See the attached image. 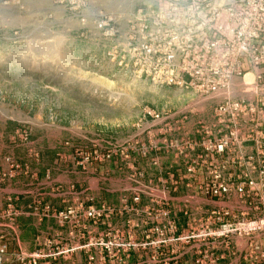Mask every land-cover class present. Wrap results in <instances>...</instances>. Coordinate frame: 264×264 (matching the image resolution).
Listing matches in <instances>:
<instances>
[{
  "label": "rangeland",
  "instance_id": "rangeland-1",
  "mask_svg": "<svg viewBox=\"0 0 264 264\" xmlns=\"http://www.w3.org/2000/svg\"><path fill=\"white\" fill-rule=\"evenodd\" d=\"M136 5L125 0L117 6L105 0H0L2 264H130L144 249L150 250L153 264L159 246L154 225L143 237L135 226L124 232L105 224L97 234L88 231L87 220L105 221L116 210L102 194L96 206L90 188L126 187L134 204L144 198L154 205L159 126L146 127L142 110L173 115L168 121L176 125L213 121V113L192 92L138 80L107 58L109 36L104 31L97 35L98 14L107 12L103 14L111 17L109 26L117 27L118 38L125 30L126 10ZM82 189L83 195H74ZM60 190L72 193L64 195L71 199L68 205L36 211L35 221L44 216L59 226L78 221L87 236L81 241L50 237L36 223L35 242L33 227L20 235L17 223L26 212L15 205L17 200ZM89 210L99 214L97 221L86 218ZM60 212L70 214L61 219Z\"/></svg>",
  "mask_w": 264,
  "mask_h": 264
},
{
  "label": "built area",
  "instance_id": "built-area-1",
  "mask_svg": "<svg viewBox=\"0 0 264 264\" xmlns=\"http://www.w3.org/2000/svg\"><path fill=\"white\" fill-rule=\"evenodd\" d=\"M123 1L105 0L116 6ZM125 1L137 5L126 10L120 37L114 38L117 27L109 26L111 17L103 14L107 12H100L95 23L97 35L104 31L109 36L107 58L138 80L190 91L197 101L213 102V121L196 123L201 129L198 140L184 132L180 141L168 145L186 160L188 174L202 173L201 194L249 202V210L215 209L199 231L192 227L175 239L248 238L256 264L264 263V250L256 239L264 237V0ZM142 116L146 127L159 126L160 135L177 129V123L168 121L173 115L144 108ZM195 148L203 151L198 159L188 154ZM68 214L60 212L58 217L66 219ZM160 214L166 217L168 212ZM98 216L93 210L86 213L87 219L97 221ZM153 231L162 246L175 226H154ZM5 250L0 238V264Z\"/></svg>",
  "mask_w": 264,
  "mask_h": 264
},
{
  "label": "crops",
  "instance_id": "crops-1",
  "mask_svg": "<svg viewBox=\"0 0 264 264\" xmlns=\"http://www.w3.org/2000/svg\"><path fill=\"white\" fill-rule=\"evenodd\" d=\"M202 104L211 109L213 107V102H202ZM171 119H175V116H172ZM174 126H177L176 131L168 135L158 136L155 132L154 147L157 149L155 157L158 168H155L153 178L157 194L159 195L158 201L156 200L154 205H148L142 198L140 203L134 204L131 201V193L127 190L128 188L125 189L126 187L90 188V193L92 198H94L93 203L96 206L100 202L98 195L102 194L107 196L105 203L113 205L116 210L107 216L105 221L101 219L100 222L94 224L87 220L88 231L92 234H97L106 224L107 228L120 227L124 232L126 228L129 229L130 226H135L138 229V234H141L147 229L149 231L153 225L165 228L169 223H173L175 233L165 234L166 237L170 236L173 240L167 245L158 246V254L153 258V264H163L164 262H169V264H256L248 238L199 236L192 239H175V237L187 235L192 227L199 231L204 222L210 218L209 216L213 210L220 208H229L233 212H239L243 209L249 210V202L240 201L236 196L225 200L221 198L215 200L199 192V179L203 177L202 173L200 174L201 176L197 177L188 174L183 164L186 160H181V157L177 154L176 147H170L168 143L174 139L180 141L184 132L188 133L194 140H198L201 129L196 123ZM212 127L214 126L212 125ZM211 130L214 129L212 128ZM201 153L203 151L199 148L188 152L190 156L196 159L199 158ZM147 176L146 172L145 177ZM142 177L144 178L143 174ZM2 191L0 188V207L3 205ZM61 191L66 190H60L56 193L47 191L32 193L28 200H17L18 202L15 205H18L17 207L20 210L26 212L19 218L17 223L20 235L26 229L30 228L33 232V228H35L31 241L32 243L35 242L37 239L35 232L38 231L36 230V223L50 237L54 235L64 239L73 238L75 241H81L84 236H87L84 233L86 230H83L86 227L78 221L73 226H67V224L59 226L51 216H44L41 222H39L40 220L35 221L36 211L45 210L46 207L55 211L54 209H64L68 205L67 202L71 201V199H67V196L64 195H72V193ZM8 192L13 191L9 190ZM84 192L85 190L82 189L74 193V195H83ZM16 193L18 192L16 191ZM37 196L41 197L35 199ZM123 197L127 198V200ZM122 198L123 200H121ZM133 206H135L134 209L132 208ZM130 211L133 212L130 213ZM163 211L168 212L166 217L160 214ZM133 213H136V215ZM153 214L155 215L154 220L151 218ZM30 223L31 225H29ZM141 237H143V234H141ZM256 239L264 250V237ZM31 248H33V244H31ZM147 252L150 253V250L144 249L135 254L140 261L135 256H132L130 264L136 261H139L140 264H151L150 255ZM74 257V260L77 259V255Z\"/></svg>",
  "mask_w": 264,
  "mask_h": 264
},
{
  "label": "bare ground",
  "instance_id": "bare-ground-1",
  "mask_svg": "<svg viewBox=\"0 0 264 264\" xmlns=\"http://www.w3.org/2000/svg\"><path fill=\"white\" fill-rule=\"evenodd\" d=\"M247 76V75H246ZM246 76H245V79H246ZM248 76H250L249 74H248ZM247 81V80H246ZM250 81V80H249ZM249 81H247V82H249Z\"/></svg>",
  "mask_w": 264,
  "mask_h": 264
}]
</instances>
